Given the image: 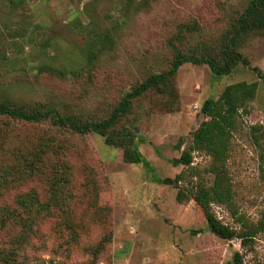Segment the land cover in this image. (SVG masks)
Instances as JSON below:
<instances>
[{
    "label": "rangeland",
    "instance_id": "obj_1",
    "mask_svg": "<svg viewBox=\"0 0 264 264\" xmlns=\"http://www.w3.org/2000/svg\"><path fill=\"white\" fill-rule=\"evenodd\" d=\"M250 1L0 0V100L27 110L54 106L81 122L105 119L125 93L169 70L178 54L223 64L222 49ZM236 50L247 64L241 61L220 76L207 64L185 63L165 86L133 100L131 113L113 127L133 132L153 171L126 163L123 150L99 134H76L51 119L0 118V210L16 209L21 191L34 189L45 202L51 196L54 171L46 168L29 181L5 184L1 176L14 164L17 149L43 138L69 148L61 159L69 183L56 190L63 191L67 205L59 207L66 210L51 207L34 217L31 235L9 264H236V252L243 264H264V233L246 247L238 238H220L192 196L178 202L179 189L155 178H175L184 169L173 160L192 144L208 98L217 99L229 84L257 82L249 113L241 111L231 139L228 171L240 213L249 222L261 218L264 29L241 34ZM210 162L193 152L191 174L180 186L209 188ZM213 209L225 224L241 227L224 207ZM7 225L0 245L12 248L20 229Z\"/></svg>",
    "mask_w": 264,
    "mask_h": 264
},
{
    "label": "trees",
    "instance_id": "obj_2",
    "mask_svg": "<svg viewBox=\"0 0 264 264\" xmlns=\"http://www.w3.org/2000/svg\"><path fill=\"white\" fill-rule=\"evenodd\" d=\"M238 30L222 49L224 58L223 64H218L212 58L200 56H185L178 54L169 70L154 74L148 77L131 91L124 94L120 104L114 108L110 116L102 120L78 121L74 117L63 115L54 106H34L27 110L11 104L9 100H0V118H10L24 123H40L51 119L53 124L60 128H68L76 134L96 133L105 137L108 145L121 148L123 159L130 164H144L153 171V166L143 156L134 142L133 132L116 130L113 127L120 119L131 113L132 101L142 96L152 89H159L165 86L170 79L175 76L180 67L185 63L207 64L216 75H227L242 61L248 63L246 58L236 50L239 36L255 29H264V0H251L245 12L238 19ZM258 88L257 82L247 81L236 82L225 87L221 95L217 98H208L201 107L205 116L200 126L193 132L192 144L183 150L181 156L173 160L175 165L182 164L184 169L175 178H160L156 176V181L161 184H172L179 190L176 199L183 202L189 195L194 198L202 208L209 230L222 239L233 240L238 238L243 246L252 244L259 233H264V211L258 222H249L244 214L240 213L234 200L233 185L228 171V159L231 148V139L237 128L238 118L241 111L249 113V103L255 98ZM4 130V125L0 126ZM129 133V134H128ZM40 138V136H39ZM69 148L63 142L54 138H43L36 141L30 140L27 146L17 149L12 167H7L1 178L5 184L29 181L34 173L40 172L43 168L54 171L51 178V194L48 202L42 201L36 190L30 189L19 192L16 196V209L4 208L0 210V230L8 225H15L20 229L19 233L11 238L12 248L0 245V257L5 264L11 263L15 259L17 248L26 243L32 233L34 217L41 214L48 208L56 207L66 210L67 204L63 197V191H56L64 188L69 183L66 174H62L64 153ZM204 153L211 158L208 172L213 175V183L209 188L197 184L195 186H180L181 182L189 178L190 168L193 163V152ZM13 180H11L12 176ZM68 175V174H67ZM50 180V179H49ZM47 192V190H46ZM222 206L229 211L235 220L240 224V228H235L225 224L216 214L213 206ZM100 207H108L101 205ZM9 236L11 231L6 232ZM236 264H243L239 252L234 256ZM43 264H57L55 262Z\"/></svg>",
    "mask_w": 264,
    "mask_h": 264
}]
</instances>
